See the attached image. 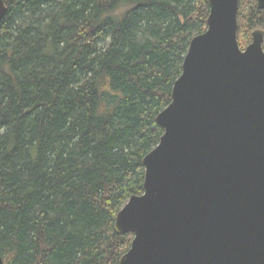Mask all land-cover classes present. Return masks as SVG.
I'll list each match as a JSON object with an SVG mask.
<instances>
[{
    "label": "trees",
    "instance_id": "16d2710c",
    "mask_svg": "<svg viewBox=\"0 0 264 264\" xmlns=\"http://www.w3.org/2000/svg\"><path fill=\"white\" fill-rule=\"evenodd\" d=\"M0 255L4 264H118L116 214L141 195L207 0H3ZM241 49L264 9L240 0Z\"/></svg>",
    "mask_w": 264,
    "mask_h": 264
},
{
    "label": "water",
    "instance_id": "95a60500",
    "mask_svg": "<svg viewBox=\"0 0 264 264\" xmlns=\"http://www.w3.org/2000/svg\"><path fill=\"white\" fill-rule=\"evenodd\" d=\"M207 1L206 30L155 118L143 192L116 214L114 231L133 236L118 264H264L263 33L241 49L240 0Z\"/></svg>",
    "mask_w": 264,
    "mask_h": 264
},
{
    "label": "rangeland",
    "instance_id": "374dc122",
    "mask_svg": "<svg viewBox=\"0 0 264 264\" xmlns=\"http://www.w3.org/2000/svg\"><path fill=\"white\" fill-rule=\"evenodd\" d=\"M251 38H252V34H251Z\"/></svg>",
    "mask_w": 264,
    "mask_h": 264
}]
</instances>
